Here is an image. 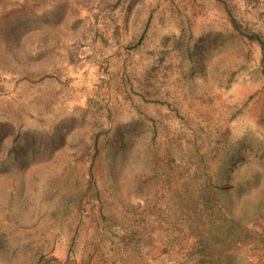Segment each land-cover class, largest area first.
Masks as SVG:
<instances>
[{
    "label": "rangeland",
    "instance_id": "1",
    "mask_svg": "<svg viewBox=\"0 0 264 264\" xmlns=\"http://www.w3.org/2000/svg\"><path fill=\"white\" fill-rule=\"evenodd\" d=\"M0 264H264V0H0Z\"/></svg>",
    "mask_w": 264,
    "mask_h": 264
}]
</instances>
